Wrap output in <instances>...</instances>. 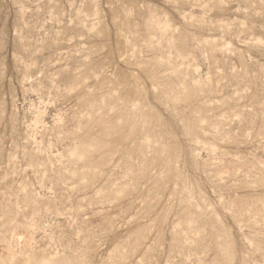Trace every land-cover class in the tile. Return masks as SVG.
Instances as JSON below:
<instances>
[{
    "label": "rangeland",
    "instance_id": "1",
    "mask_svg": "<svg viewBox=\"0 0 264 264\" xmlns=\"http://www.w3.org/2000/svg\"><path fill=\"white\" fill-rule=\"evenodd\" d=\"M0 264H264V0H0Z\"/></svg>",
    "mask_w": 264,
    "mask_h": 264
}]
</instances>
